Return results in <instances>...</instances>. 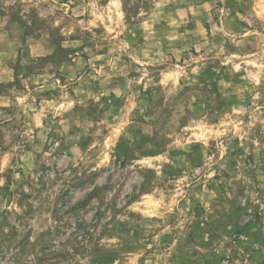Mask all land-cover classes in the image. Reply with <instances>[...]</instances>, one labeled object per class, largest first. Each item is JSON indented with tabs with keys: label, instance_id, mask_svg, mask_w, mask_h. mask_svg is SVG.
<instances>
[{
	"label": "rangeland",
	"instance_id": "374dc122",
	"mask_svg": "<svg viewBox=\"0 0 264 264\" xmlns=\"http://www.w3.org/2000/svg\"><path fill=\"white\" fill-rule=\"evenodd\" d=\"M0 264H264V0H0Z\"/></svg>",
	"mask_w": 264,
	"mask_h": 264
}]
</instances>
